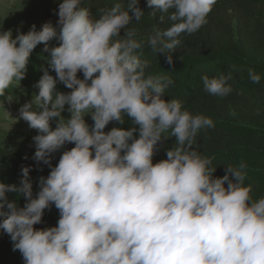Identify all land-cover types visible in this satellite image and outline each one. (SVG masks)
Here are the masks:
<instances>
[{
  "label": "clouds",
  "instance_id": "9594fccd",
  "mask_svg": "<svg viewBox=\"0 0 264 264\" xmlns=\"http://www.w3.org/2000/svg\"><path fill=\"white\" fill-rule=\"evenodd\" d=\"M139 3L115 0L97 9L96 18L82 0H62L57 26L47 22L37 31L32 25L15 38L11 30L0 31V96L25 78L38 45L49 54L33 86L38 94L19 108V119L38 133L33 160L50 168L35 197L29 167L21 169L19 186L0 183V230L24 264H264V198L253 200L252 186H245L246 163L214 175L215 158L203 156L197 145L200 131L215 127L211 118L162 98L174 81L148 74L145 39L127 27L145 15ZM146 3L153 18L161 12L171 22L167 30H152L147 47L172 65L181 34L198 32L216 0ZM53 40L58 46H50ZM234 71L231 65L227 74L203 75L204 92L229 95ZM248 75L260 82L254 71ZM57 82L71 91H56ZM66 106L68 119L62 115ZM125 117L133 127L105 132L110 123L123 125ZM172 138L167 158L154 164ZM66 144L74 147L53 167V154ZM7 193L22 196L23 207ZM53 205L57 226L37 230Z\"/></svg>",
  "mask_w": 264,
  "mask_h": 264
},
{
  "label": "trees",
  "instance_id": "16d2710c",
  "mask_svg": "<svg viewBox=\"0 0 264 264\" xmlns=\"http://www.w3.org/2000/svg\"><path fill=\"white\" fill-rule=\"evenodd\" d=\"M114 2L115 0H86L81 6L91 8L93 17L98 18L97 9L110 7ZM139 7L145 15L138 24L133 20L127 27H135L138 38L145 39L142 58L150 62L151 67L146 70L148 74L174 81V86L166 89L162 98L166 101L177 99L193 115H203L215 123L214 128L201 130L197 136L200 153L205 157L215 158L212 167L217 171L214 175L223 177L226 174L225 167L238 166L242 162L248 165L247 173L251 169L261 175L264 172V0H216L206 17V24L198 32L192 35L181 34L182 43L173 54L172 65L166 63L164 55L153 53L146 44V37L155 27L159 26L162 30L170 27L167 14L157 12V17L153 18L150 12L154 9L147 7L146 0H140ZM161 15L165 16L163 23L159 21ZM47 16L48 19L42 25L51 20L53 26H57V13L51 12ZM123 35L124 31L121 32V37ZM50 46H58L57 41L50 42ZM43 48V44L37 46V63L33 61L38 64L42 59V65L36 67L33 62V65L29 62L27 68L33 73H25L26 79L36 83L43 75L41 68L48 67L49 54L43 52ZM231 65L238 69L232 73L233 79L228 82L233 91L225 97L204 92L201 77L207 75L212 78L219 73L227 74ZM250 70L260 76L259 83L250 80ZM78 78L83 79V74L78 73ZM56 91L69 93L71 90L57 82ZM86 123L93 125L91 117ZM133 126L132 121L125 117L123 125L110 123L105 132L113 127L129 130ZM174 143V138L165 142L163 160L167 158L166 150ZM72 147L73 144H66L54 153L52 166L55 167L62 153ZM35 151L33 137L22 135L18 142L15 140L12 152L6 157L11 166L3 164L1 167L12 169L19 176L23 167H29L32 169L29 173L31 181L39 185V179L47 177L50 168L33 160ZM254 175L255 172L252 171L250 175L247 174L244 184L252 186L253 199H260L264 197V179ZM6 195L9 201H15L19 207H23L25 202L11 193ZM59 218V212L53 205L50 210H45L42 222L35 225V228L40 230L55 227ZM4 242H11V239L0 230V248Z\"/></svg>",
  "mask_w": 264,
  "mask_h": 264
},
{
  "label": "rangeland",
  "instance_id": "374dc122",
  "mask_svg": "<svg viewBox=\"0 0 264 264\" xmlns=\"http://www.w3.org/2000/svg\"><path fill=\"white\" fill-rule=\"evenodd\" d=\"M61 2L62 0H0V31L11 30L13 33V38H15V36L17 35V30L26 34L30 30L32 25H35L37 31H39L41 29L40 25H42V23L46 19H48L47 15H50L51 12H58V6ZM84 2H86V0H82V4ZM47 22H51V20H48ZM36 57L37 55L34 50L30 56L29 62H31L32 64L34 60H37ZM42 62V59H40L38 61V64H34V62L33 64L38 67L42 65ZM35 63H37V61ZM26 71H28V73H33L30 72L28 68H26ZM49 74L55 77L54 72L49 71ZM20 83L23 85V89L28 88L22 105H20L19 102L20 98L23 96V93L17 91V89L13 85L6 90L4 96H0V183H4L6 185L15 184L17 186H19V182L22 177L16 175V173H14L12 169L7 170L5 168H2L1 166L3 164L11 166L10 161L6 157L12 152L15 140L16 142H18L19 139H21L22 135L34 137L38 134L35 130H31L25 121L19 119V108L25 103L31 101L33 95L38 94V89L33 87L36 82L24 78L22 81H20ZM8 96H11L10 101H8L7 99ZM14 100H17L18 107L12 105L11 107L2 110L5 105L11 104ZM6 111L10 114L13 120L7 116ZM62 115L65 119L69 118L67 106ZM88 118H90V116L85 117L86 122ZM5 124L8 125L7 128L3 127V125ZM52 128H55L54 121L52 122ZM164 149L165 143L154 155V164L163 160ZM10 171H12L13 173ZM251 171L253 173L255 172L254 177L261 176L262 179H264V172H262L261 175H258V172L256 173V171L250 169L248 170L247 174L250 175ZM32 184L33 196L35 197L36 193L39 191V185L34 182H32ZM11 194L15 198L20 199V201L25 202L22 196L18 197V194L16 193ZM12 249L13 244L11 242H4V244L0 248V264H24V260L22 258V255H20V252H14Z\"/></svg>",
  "mask_w": 264,
  "mask_h": 264
}]
</instances>
